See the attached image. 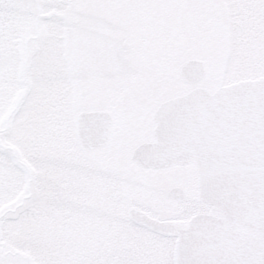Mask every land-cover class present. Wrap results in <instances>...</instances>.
I'll return each mask as SVG.
<instances>
[{
	"label": "snow or ice",
	"instance_id": "obj_1",
	"mask_svg": "<svg viewBox=\"0 0 264 264\" xmlns=\"http://www.w3.org/2000/svg\"><path fill=\"white\" fill-rule=\"evenodd\" d=\"M253 7L259 42L252 65L225 82L228 71L217 63L215 87H161L144 96L142 116L158 122L169 140L164 158L177 166L184 157L203 161L200 179L182 198L140 192L108 172L123 136L118 92L112 81L131 71L124 41L102 35L114 28L103 17L60 19L67 9L115 7L230 6ZM55 9L57 17L32 28L39 14ZM212 77L210 76L209 79ZM63 88L67 93L66 131L53 155L10 152L0 141V216L7 200L35 196L45 185L64 184L100 201L136 208L132 219L86 209L83 223L94 225L88 248L33 258L15 252L0 225V264H264V0H0V94L6 85ZM9 108L0 102V130ZM87 129L84 137L82 130ZM206 133V135H202ZM243 137L247 157L238 172L229 159L209 164V150L230 154ZM227 199L236 212L229 220L214 200ZM66 207H79L64 201ZM215 221L218 233L252 222L243 243L220 253L197 251L192 239Z\"/></svg>",
	"mask_w": 264,
	"mask_h": 264
},
{
	"label": "rangeland",
	"instance_id": "obj_2",
	"mask_svg": "<svg viewBox=\"0 0 264 264\" xmlns=\"http://www.w3.org/2000/svg\"><path fill=\"white\" fill-rule=\"evenodd\" d=\"M82 15L103 17L115 26L103 29L101 34L125 42L124 55L131 69L112 81L118 92L124 128L120 150L109 158L107 170L140 192L159 194L170 179L189 172L190 168L152 171L139 168L132 161L136 146L154 141L155 123L146 122L141 114L144 96L161 87L170 92L178 91L180 86L204 83L215 87L217 63L228 69L224 79L230 82L254 61L260 13L243 5L104 10L73 7L61 14L60 19ZM55 17L57 12L50 9L40 13L31 26L39 32L44 22ZM190 59L205 65V74L196 83L185 82L180 74V67ZM23 90L24 87L10 83L0 94V102L8 106L9 114L12 112L7 125L0 130V141L10 152L53 155L60 150L66 131L67 93L63 88L34 85L22 97ZM64 201L79 207H66ZM86 209L127 219L128 211L133 208L100 201L67 185L54 183L45 185L35 196L26 193L19 199L7 200L0 225L17 254L40 258L56 251L88 248L95 233L94 225L83 223Z\"/></svg>",
	"mask_w": 264,
	"mask_h": 264
},
{
	"label": "water",
	"instance_id": "obj_3",
	"mask_svg": "<svg viewBox=\"0 0 264 264\" xmlns=\"http://www.w3.org/2000/svg\"><path fill=\"white\" fill-rule=\"evenodd\" d=\"M180 74L185 82L196 83L204 76L205 65L202 61L197 59L189 60L180 67ZM27 90L28 87H25L22 97L25 96ZM19 103L20 99L17 101L16 105ZM155 124L156 126L153 130L155 140L137 146L131 157L138 166L143 168L160 169L174 164L164 158L169 146V140L165 132L161 130L159 123L155 122ZM81 134L84 137H87V129L82 130ZM202 135H206V133H202ZM243 144V137H240L235 141V146L231 148L230 154L221 155V153L216 150H209L205 159L209 164L229 159L231 160L233 167L240 172L245 167L247 160ZM183 159L186 160V163L192 160L195 161L200 179L203 161L196 157L187 156ZM211 203L213 206L220 208L227 219L231 220L236 216L234 208L227 199L214 200ZM143 214L142 211L136 209H131L128 212L129 218L132 219L138 218ZM202 224L204 225L205 230L192 239L191 246L197 251L216 254L222 253L225 250V247L232 242L243 243L244 237L253 232L255 228V225L250 221L240 222L234 230L225 233H218L215 229V221L204 220L202 221Z\"/></svg>",
	"mask_w": 264,
	"mask_h": 264
},
{
	"label": "flooded vegetation",
	"instance_id": "obj_4",
	"mask_svg": "<svg viewBox=\"0 0 264 264\" xmlns=\"http://www.w3.org/2000/svg\"><path fill=\"white\" fill-rule=\"evenodd\" d=\"M188 167L190 168L189 172L174 176L172 179L169 180L168 184L166 183L167 186L164 189L161 190L158 189L160 191L159 195L171 197V198H182L188 192V190H190L191 187L199 180V174L196 163L194 161H190L189 163L181 166L171 165L169 167L162 169H148L152 171H157V170L164 171L171 168H188Z\"/></svg>",
	"mask_w": 264,
	"mask_h": 264
},
{
	"label": "bare ground",
	"instance_id": "obj_5",
	"mask_svg": "<svg viewBox=\"0 0 264 264\" xmlns=\"http://www.w3.org/2000/svg\"><path fill=\"white\" fill-rule=\"evenodd\" d=\"M134 149H135V148H134ZM134 149H133V151H134ZM132 153H133V152H132ZM139 168L146 169V168H143V167H140V166H139Z\"/></svg>",
	"mask_w": 264,
	"mask_h": 264
}]
</instances>
